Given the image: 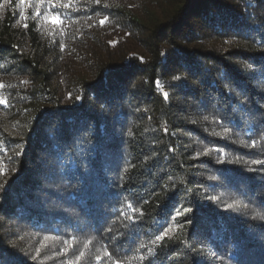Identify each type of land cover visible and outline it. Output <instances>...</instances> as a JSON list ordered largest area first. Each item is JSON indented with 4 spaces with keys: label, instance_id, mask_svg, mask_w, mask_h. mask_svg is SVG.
Segmentation results:
<instances>
[{
    "label": "trees",
    "instance_id": "1",
    "mask_svg": "<svg viewBox=\"0 0 264 264\" xmlns=\"http://www.w3.org/2000/svg\"><path fill=\"white\" fill-rule=\"evenodd\" d=\"M0 84V264H264V0H0Z\"/></svg>",
    "mask_w": 264,
    "mask_h": 264
},
{
    "label": "snow or ice",
    "instance_id": "2",
    "mask_svg": "<svg viewBox=\"0 0 264 264\" xmlns=\"http://www.w3.org/2000/svg\"><path fill=\"white\" fill-rule=\"evenodd\" d=\"M21 2L24 3V2H27V0H21ZM65 6L67 7L68 5H65ZM24 18L26 19V17H24ZM107 20H108V18L105 17L103 20L100 21V24L103 26ZM53 23H62V22L60 21L59 17H54L53 18ZM24 26L27 27L26 24ZM177 79H178V77H177ZM2 87H4V85L3 84H0V88H2ZM164 95H165V98H166L167 97V93H165ZM7 103H8L7 98L0 97V105H7ZM253 163H261V164H264V161H253ZM161 238L162 237H157V239H161ZM80 255L83 256V253H80Z\"/></svg>",
    "mask_w": 264,
    "mask_h": 264
}]
</instances>
